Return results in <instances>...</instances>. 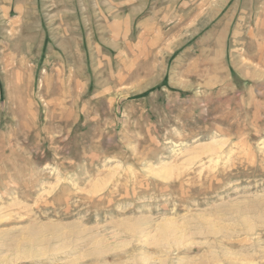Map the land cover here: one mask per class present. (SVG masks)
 Listing matches in <instances>:
<instances>
[{"label":"rangeland","instance_id":"obj_1","mask_svg":"<svg viewBox=\"0 0 264 264\" xmlns=\"http://www.w3.org/2000/svg\"><path fill=\"white\" fill-rule=\"evenodd\" d=\"M0 264H264V0H0Z\"/></svg>","mask_w":264,"mask_h":264},{"label":"bare ground","instance_id":"obj_2","mask_svg":"<svg viewBox=\"0 0 264 264\" xmlns=\"http://www.w3.org/2000/svg\"><path fill=\"white\" fill-rule=\"evenodd\" d=\"M260 79V78H259ZM57 107V106H56ZM94 186H97V185H94Z\"/></svg>","mask_w":264,"mask_h":264}]
</instances>
